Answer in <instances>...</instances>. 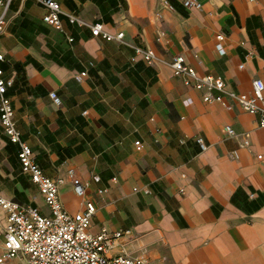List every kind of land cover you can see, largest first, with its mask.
Here are the masks:
<instances>
[{
	"label": "crops",
	"instance_id": "obj_1",
	"mask_svg": "<svg viewBox=\"0 0 264 264\" xmlns=\"http://www.w3.org/2000/svg\"><path fill=\"white\" fill-rule=\"evenodd\" d=\"M57 1L60 30L43 22L38 0H10L0 51L16 127L63 208L73 214L92 200L90 231L129 229L117 250L151 264H264V127L227 93L205 101L170 68L182 54L228 91L249 92L264 81V0H198L191 9L182 0ZM67 14L123 40L93 36ZM134 46L153 50V62L133 59ZM0 195L48 213L1 126ZM5 225L0 207V264H19L22 255L3 257Z\"/></svg>",
	"mask_w": 264,
	"mask_h": 264
},
{
	"label": "built area",
	"instance_id": "obj_2",
	"mask_svg": "<svg viewBox=\"0 0 264 264\" xmlns=\"http://www.w3.org/2000/svg\"><path fill=\"white\" fill-rule=\"evenodd\" d=\"M10 0L4 2L0 13V35L4 32L7 21L5 13ZM46 8L43 22L61 29L60 3L57 0H38ZM182 4L188 8H200L198 0H182ZM70 22L79 25H88L93 36L103 39L123 40V32L112 34L103 28L101 22L86 23L72 14H67ZM224 38L222 33L216 35L218 43L216 47L220 53L224 49L220 43ZM71 41L72 38H69ZM134 57L151 63L155 58L153 50L134 46ZM5 56L0 51V126L7 140L18 146V159L23 172L27 173L33 183L37 185L39 193L43 196L48 207V213H43L35 206H26L0 195V207L6 212V225L4 228L3 257L5 259L22 255L25 260L19 264H151L146 258L131 256L122 248L117 250L119 240L130 233L129 229L109 231L105 227L93 233L90 231L91 219L96 212V205L92 200H86L82 210L69 213L64 208L58 196L57 182L43 173L42 168L35 161L30 146L21 138L20 131L16 127L14 111L8 89L13 85V77L5 76L3 63ZM242 67V64H240ZM170 68L174 76L180 77L183 84L197 90H203L205 101L221 100L227 93L234 98L244 111L257 117L259 126L264 127V81L255 78L252 81L249 92L228 91L223 80L212 74H199L194 67L186 63L182 54H175L170 61ZM80 72L77 79L85 75ZM214 91L220 94H213ZM53 103L59 104L60 98L53 90L48 92ZM225 131L232 135L233 130L229 125ZM196 141L205 148L201 137ZM243 145H248V134H244ZM137 148L140 142L135 141ZM234 156L236 153L234 152ZM258 158H264V154H258ZM72 178L73 190L77 196H84L85 187L82 181L75 177L69 170Z\"/></svg>",
	"mask_w": 264,
	"mask_h": 264
},
{
	"label": "rangeland",
	"instance_id": "obj_3",
	"mask_svg": "<svg viewBox=\"0 0 264 264\" xmlns=\"http://www.w3.org/2000/svg\"><path fill=\"white\" fill-rule=\"evenodd\" d=\"M43 210L45 211V212H47L48 211V207H43Z\"/></svg>",
	"mask_w": 264,
	"mask_h": 264
},
{
	"label": "trees",
	"instance_id": "obj_4",
	"mask_svg": "<svg viewBox=\"0 0 264 264\" xmlns=\"http://www.w3.org/2000/svg\"><path fill=\"white\" fill-rule=\"evenodd\" d=\"M9 94V93H8Z\"/></svg>",
	"mask_w": 264,
	"mask_h": 264
}]
</instances>
